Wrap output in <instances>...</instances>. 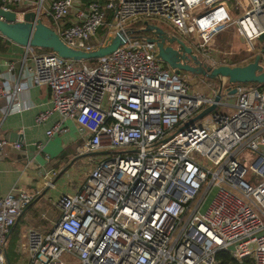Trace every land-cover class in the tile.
<instances>
[{
  "label": "built area",
  "instance_id": "obj_1",
  "mask_svg": "<svg viewBox=\"0 0 264 264\" xmlns=\"http://www.w3.org/2000/svg\"><path fill=\"white\" fill-rule=\"evenodd\" d=\"M0 9L16 22L35 12L75 51L126 38L107 56L79 61L26 48L10 109L31 108L14 103L25 87H46L51 108L35 123L60 117L46 136L66 133L67 120L88 132L78 148L86 177L76 193L58 197L50 231L25 233L27 264H66L63 254L76 264H222L221 252L264 264V90L227 81L213 96L192 90L157 58L152 36H136L161 20L207 67L258 58L262 68L264 0H0ZM229 30L239 40L217 42ZM241 53L252 61L239 60ZM6 93L0 87V97ZM21 148L0 139V151ZM243 153L256 157L250 176L259 182L243 179ZM34 199L21 190L0 195V264H9L10 233Z\"/></svg>",
  "mask_w": 264,
  "mask_h": 264
},
{
  "label": "crops",
  "instance_id": "obj_2",
  "mask_svg": "<svg viewBox=\"0 0 264 264\" xmlns=\"http://www.w3.org/2000/svg\"><path fill=\"white\" fill-rule=\"evenodd\" d=\"M41 22L46 26L49 24L45 18ZM25 52L26 47L16 45L5 37L0 38V75L3 77L0 87L10 92L0 97V139L22 144L20 151H0V195L12 190L35 195L10 233L7 246L9 264H27L25 233L29 229L44 230L43 223L55 221L58 197L64 193H76L87 173L86 159L78 154V148L88 136L87 131L75 121L67 120L63 122L68 129L66 133L48 138L46 132L60 121L56 113L43 124L35 123L38 112L51 108L50 93L46 87H25L16 95L14 103L31 108L22 112L10 109L13 104L11 93L24 80L22 58ZM9 63L13 64L10 73ZM36 144H41L42 149L37 150ZM42 200L49 204L43 203L34 209ZM43 213L48 220L41 218Z\"/></svg>",
  "mask_w": 264,
  "mask_h": 264
},
{
  "label": "water",
  "instance_id": "obj_3",
  "mask_svg": "<svg viewBox=\"0 0 264 264\" xmlns=\"http://www.w3.org/2000/svg\"><path fill=\"white\" fill-rule=\"evenodd\" d=\"M143 32H149L153 38L149 41L155 42L157 47V58L170 68L174 74L189 73L207 80H217L221 90L223 81L229 84H260L264 85V71L258 65V58L245 66H221L211 68L197 59L196 55L181 40L176 37L167 38L163 29L147 25ZM0 34L7 40L22 47H31L50 50L63 59L75 61L97 59L107 56L123 45L126 38L122 33L109 39L110 43L93 52L75 51L67 47L60 38L48 26L37 19L35 12H28L23 16V22H16V15L11 11L0 9ZM177 43L178 47L165 48V42ZM192 64H191V62ZM190 62V63H189ZM235 90L231 93L234 94ZM219 100V95L215 101ZM212 105L197 115L191 122L201 119L214 109Z\"/></svg>",
  "mask_w": 264,
  "mask_h": 264
},
{
  "label": "rangeland",
  "instance_id": "obj_4",
  "mask_svg": "<svg viewBox=\"0 0 264 264\" xmlns=\"http://www.w3.org/2000/svg\"><path fill=\"white\" fill-rule=\"evenodd\" d=\"M150 25H154V26H157L161 29H163L164 33L166 35H168V38H171L173 36H176L178 39H181L185 44H188L187 40L184 39V37L182 35H180L179 33H176L173 29L169 28L167 26V24L161 20H150ZM136 27L140 29L144 27V22L143 21H138L136 22ZM151 33L149 32H140V34H136V36H150ZM231 40L232 42H236L238 41V37L236 36V33L234 32V30H229V31H226L224 34H222L218 40V41H229ZM178 47L177 43H169V41H166L165 42V48H174L176 49ZM240 49V47H239ZM38 50H41V49H38ZM43 52H48V51H44L42 50ZM193 51V54L197 55L199 57L200 60H202L200 54L195 50V49H192ZM239 60L243 61V60H246V61H249L251 62L252 60L250 58H247V56L244 54V53H241L240 56H239ZM240 64V63H238ZM264 69V66L262 67ZM172 73H174L173 71H170ZM181 78H183L188 84L189 86L191 87L192 90H196V91H199V92H202V93H207L208 96H213V93L214 91L218 90L219 88V82L217 80H207L205 78H202V77H199V76H195V75H192V74H189V73H182L181 75ZM227 86L229 85V82H226L225 83ZM230 104V103H229ZM240 158L243 160V167L245 169L248 170V173L247 175H245V177L243 178L245 181L247 182H259L258 179L256 178H253L250 176L251 172H250V166L252 165V163L254 162V160L256 159V157L254 155H250L248 153H243L240 155ZM46 201V200H45ZM44 200H42V203H39V205H35L34 206V209L39 207L41 204H49L48 201L45 202ZM210 199H207L205 202H204V205H203V209H206V207L208 206V203H209ZM43 227H45L44 230H40L43 234H46L48 231L51 230V228L53 227V222L49 223H43ZM38 230V229H36ZM61 261H63L64 263L66 264H76L75 263V260L69 255V254H63L60 256L59 258Z\"/></svg>",
  "mask_w": 264,
  "mask_h": 264
},
{
  "label": "trees",
  "instance_id": "obj_5",
  "mask_svg": "<svg viewBox=\"0 0 264 264\" xmlns=\"http://www.w3.org/2000/svg\"><path fill=\"white\" fill-rule=\"evenodd\" d=\"M44 51L52 52L50 50H44ZM210 81H212V80H210ZM244 85L248 86V87L264 90V85H260V84H244ZM217 257H218V259L221 260L222 264H252V261L249 259L244 260L242 263H238L237 261L232 259L228 254L223 253V252L219 253Z\"/></svg>",
  "mask_w": 264,
  "mask_h": 264
},
{
  "label": "flooded vegetation",
  "instance_id": "obj_6",
  "mask_svg": "<svg viewBox=\"0 0 264 264\" xmlns=\"http://www.w3.org/2000/svg\"><path fill=\"white\" fill-rule=\"evenodd\" d=\"M165 35H166V34H165ZM150 36H152V35H150ZM152 37H153V36H152ZM166 37L168 38V35H166ZM168 39H169V38H168ZM192 54H193V53H192ZM194 55H195V54H194ZM196 57H197L198 60H200L199 57H198L197 55H196ZM190 62H191V61H190ZM190 62H189V63H190ZM191 64H192V62H191ZM165 66H166V68H167L168 70L172 71L170 68H168L167 65H165ZM181 74H182V73H180L179 75H181Z\"/></svg>",
  "mask_w": 264,
  "mask_h": 264
}]
</instances>
